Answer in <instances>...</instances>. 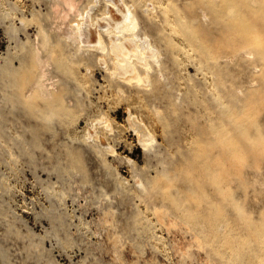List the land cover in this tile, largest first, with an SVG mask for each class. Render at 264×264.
Instances as JSON below:
<instances>
[{
    "label": "rangeland",
    "instance_id": "374dc122",
    "mask_svg": "<svg viewBox=\"0 0 264 264\" xmlns=\"http://www.w3.org/2000/svg\"><path fill=\"white\" fill-rule=\"evenodd\" d=\"M63 2L0 0V264H264V0Z\"/></svg>",
    "mask_w": 264,
    "mask_h": 264
},
{
    "label": "bare ground",
    "instance_id": "6f19581e",
    "mask_svg": "<svg viewBox=\"0 0 264 264\" xmlns=\"http://www.w3.org/2000/svg\"><path fill=\"white\" fill-rule=\"evenodd\" d=\"M65 1H66V4L68 5V8H70V9H71V8H73V9L76 8V7H75L76 4H75L74 0H64V2H65ZM64 2H63V3H64ZM113 3H114V2H113ZM115 3H116V2H115ZM115 3H114V4H115ZM67 5H66V6H67ZM58 6H59V5H58ZM116 6H118L117 8H116V7H115V8H116L117 11L120 13V15H122V19L125 20V19H128V18L130 17V12H129V10H128L127 8H126V11H125V9H121V7H119V5H116ZM113 8H114V7H113ZM73 9H72V10H73ZM72 10H70V11H72ZM110 10H111V9H110ZM68 11H69V10H68ZM112 11H113V10H112ZM64 12H65V11H64ZM113 12H114V11H113ZM118 12H117V13H118ZM59 13H60V12H59ZM65 13H67V12H65ZM108 14H109V13H108ZM114 15H115V14H114ZM118 15H119V14H118ZM106 16H107V15H106ZM109 16H110V15H109ZM104 18H105V16H104ZM111 18H112V17H111ZM108 19H109V18H108ZM113 20H114V19H113ZM77 26H78V25H77ZM76 28H77V27H76ZM79 28H80V27H79ZM129 38H130V37L128 36V39H129ZM133 38H134V37H133ZM133 38H132V40H134ZM112 39H113V38H112ZM128 39H126V40H128ZM130 39H131V38H130ZM130 39H129V40H130ZM113 40H114V39H113ZM123 40H124V39H123ZM129 40H128V41H129ZM97 41H98V40H97ZM130 41H131V40H130ZM144 41H145V40H144ZM110 42H112V44H113V41H110ZM131 42L133 43V41H131ZM145 42H146V41H145ZM145 42H144V43H145ZM119 43H121V42H119ZM134 43H135V42H134ZM134 43H133V44H134ZM112 44H111V45H112ZM114 44H115V42H114ZM140 44H141V43H140ZM147 44H148V43L146 42V46H147ZM121 45H122V44H121ZM121 45H119V47H120ZM125 46H126V45H125ZM127 46H128V44H127ZM127 46H126V47H127ZM137 46H138V44H137ZM112 47H113V45L110 46V48H112ZM116 47L119 48L117 45H116ZM116 47L114 48V50L117 49ZM122 47H124V46H122ZM129 47H130V45H129ZM139 47H140V46H139ZM144 47H145V46H144ZM148 48H149V47H148ZM120 49H123V48H120ZM112 50H113V49H111V51H112ZM131 50H132V48H131ZM134 50H135V49H134ZM146 50H147V49H146ZM117 51H118V50H117ZM117 51H116V52H117ZM123 51H125V50L123 49ZM153 51H154V50H153ZM135 52H136V51H134L133 53H135ZM120 53H121V51H120ZM123 53H124V52H123ZM128 53H130V52L128 51ZM117 54H118V53H117ZM126 54H127V52H126ZM135 54H136V53H135ZM152 54H153V53H152ZM119 55H120V54H119ZM145 55H146V54H145ZM139 56H141V55H139ZM142 56H143V54H142ZM142 56H141V57H142ZM114 57H115V56H114ZM144 57H145V56H144ZM118 58H120V57H118ZM128 59H129V58H128ZM118 60H119V59H118ZM130 60H131V59H130ZM135 60H136V59H135ZM116 61H117V60H116ZM127 61H128V60H127ZM127 63H129V62H127ZM138 63H139V60H138ZM123 64L125 65L126 63L124 62ZM116 65H117V64H116ZM126 65H127V64H126ZM136 66H138V65H136ZM141 66H142V65H141ZM146 66H147V64H146ZM118 67H119V66H118ZM127 67H128V66H127ZM120 68H121V67H120ZM132 68H133V67H132ZM140 68H141V67H140ZM142 68H143V67H142ZM135 131H136V133H137V135H138L139 137H141V136H143V135H147V134H140V132H139L138 129H136V128H135ZM140 140L142 141V145H145V144H146L145 139H141V138H140Z\"/></svg>",
    "mask_w": 264,
    "mask_h": 264
}]
</instances>
